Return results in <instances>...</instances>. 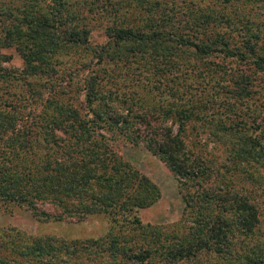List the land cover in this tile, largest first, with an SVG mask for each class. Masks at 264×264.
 Masks as SVG:
<instances>
[{"label": "trees", "instance_id": "trees-1", "mask_svg": "<svg viewBox=\"0 0 264 264\" xmlns=\"http://www.w3.org/2000/svg\"><path fill=\"white\" fill-rule=\"evenodd\" d=\"M32 1L24 3L19 12L10 6L0 8V46H17L24 62L20 71L25 76L32 75L37 71L36 62H45L58 50L70 48L91 53L99 70L92 68L85 78L82 105L55 98L54 89L45 102H39L42 116L31 120L42 127L47 150L44 163L36 169L26 167L19 171L13 167V162L18 163L15 145H22L19 131L27 122L30 105L25 101H0L5 102L4 106L0 104V150L6 148L4 155L0 152V199L26 200L33 214L44 218L51 213L38 209L33 201L53 195L59 196L57 202L63 205L62 212L76 218L97 213L118 215L152 202L160 195L157 186L112 149L111 139L124 137L133 143L142 142L166 164L178 182L184 207L179 232L161 236L159 226L134 217L136 227L150 245L134 250L117 247L115 240L108 246L110 254L120 252L132 264H156L153 256L157 254L163 261L160 264L182 259L202 264L199 254L211 250L232 258L230 264H264V242H254L242 255L234 253L235 232L252 236L259 224L255 201L228 183L224 165L219 166L195 151L185 139L187 125L198 119L202 130L213 126L217 138L229 144L230 154L239 163L264 160V138L260 144L259 135L253 137L243 130V118L227 119L215 114L213 120L208 118L220 94L226 97L219 98L217 106L226 110L227 99H232L228 101L232 106L264 86V49L257 46L258 32L243 37L240 45H232L226 29L201 31L220 21V15L208 9H194L189 24L183 25L189 28L186 33L175 30L174 36L165 37L164 10L171 9L167 7L172 0H135L145 15L138 19L139 25L120 18L121 0L75 1L86 10L85 14L72 10L69 0ZM43 1L45 4L41 5ZM87 13L96 14L103 21L105 42H91ZM181 56L193 59L194 66L177 61ZM218 57L220 62L215 61ZM47 72L42 71L50 76ZM0 73L9 80L6 68L0 67ZM191 75L195 77L188 81ZM222 80L227 83L223 85ZM133 82L147 87L151 94L160 93L161 102L143 104L134 99L132 90L120 91ZM174 82L178 97L171 99ZM198 85L200 89H195ZM181 87H186L185 91H180ZM189 89L193 94L201 91L200 96L208 95L191 98ZM32 107L36 109L35 105ZM261 120L258 125L264 132V119ZM10 148L13 156L8 155L12 153ZM13 157L16 159L12 161ZM109 237L115 239L113 235ZM43 238L28 246L30 251H37L35 264H56L69 259L57 249L71 256L69 250L77 249V245L90 251L96 244L91 238ZM56 241L63 242L64 247L54 246ZM0 264L29 263L0 256Z\"/></svg>", "mask_w": 264, "mask_h": 264}, {"label": "rangeland", "instance_id": "rangeland-1", "mask_svg": "<svg viewBox=\"0 0 264 264\" xmlns=\"http://www.w3.org/2000/svg\"><path fill=\"white\" fill-rule=\"evenodd\" d=\"M75 1L77 0H69L67 3L72 10L85 14L86 10L80 8ZM134 1L121 0L120 18L127 23L139 25L138 19L145 17V15L139 10L140 8ZM28 2L33 3L34 1L0 0V8L10 6L15 9V12H19L25 7L23 6L24 3ZM44 4L45 1L41 5ZM170 7L171 9L164 10V19L166 20L164 24L166 28L165 37L174 36L175 30L179 33H186L189 28H183V25L189 24L190 19L193 17L191 13L194 12V9H208L222 17L219 19L222 24L220 21L212 22L206 29L200 28L201 31L208 33L213 31L222 32L223 29H226L227 31L224 30V32H226L232 45H240L243 37H247L253 32H258L257 46L264 49V0H172L167 8ZM86 16L89 20L88 27L90 29L91 42H105L104 23L101 18L96 14L87 13ZM229 25L233 27L231 30L227 28ZM6 56L9 57L6 58ZM187 59V57L182 56L181 58H176L177 61L187 62L188 66H194L193 59ZM95 61L96 59L92 58L91 53L81 48L61 49L48 56L45 62H36L37 71L32 73V75L25 76V73L20 71L24 62L17 46H0V67L6 68L9 74V80L0 76V101H8L6 103H9V101H13V103L25 101V103L30 105L27 111H31L26 116V124H22L19 131L22 137V145H15L16 153L13 152V148H10L12 153H8V155L13 156L14 153L18 156L17 159L15 157L12 159V161L15 159V161H18L17 165L13 162L15 169L17 168L19 171L26 167L36 169L45 161L43 158L47 146L44 145L42 127H39L40 125L37 126L31 120L32 117L38 119L42 116L40 115L42 109L39 102H45L47 97L51 96V89H54L55 98L61 97L67 103L82 105L84 95L81 92V87L85 78L92 68L94 71L99 70ZM215 61L220 62L221 57H218ZM84 63L86 65L83 66ZM229 63L230 61L227 64ZM46 70H48L47 73L50 76L42 73V71ZM194 77L195 75H191L188 81ZM103 83L105 84L106 81ZM221 83L224 85L227 81L222 80ZM175 87L176 83L174 82L171 90L174 96L172 94L169 95L171 99L178 97L175 94ZM185 88L181 87L180 91H185ZM122 89L120 91H126V93L132 90L134 99H140L143 104L149 103L153 105V103L161 102L160 99L163 97L160 93L151 94L147 87L145 88L142 84L137 85L135 82L132 85L122 86ZM195 89H200L199 85ZM75 90H77V93ZM189 90L187 93L191 94V98L192 95L195 96V99L203 96H200L201 91H196L193 94L192 90ZM205 91L206 89L203 92ZM11 94H13V97H10L12 96ZM207 95H204L203 98ZM218 97L223 99L226 95L220 94ZM219 98L216 99V102L213 103L215 106L209 111V120L214 119L211 118L214 114L216 117L221 116L227 119L240 120L243 118L244 121L240 123L242 129L253 137L254 135L256 137L259 135L258 140L261 144L264 132L260 131L258 123H261V119H264V86L260 87L256 93H251L247 100H243V102H241L242 99L237 100L232 106L228 102L232 99H227L224 104H227L228 108L226 110L217 106ZM163 102L165 101L163 100ZM4 103L1 102L0 104L4 106ZM33 105L36 106L35 110L32 107ZM216 107L217 110H215ZM221 110L225 111L219 114L218 112ZM199 124L200 120L196 119L195 123L187 125L185 130L187 143L195 151L203 153L206 157L218 163L219 166L224 165L225 170L223 168L222 170L226 174L228 183L245 191L255 201L258 208L259 224L254 234L245 236L236 231L233 236L234 253L242 255L247 251L248 246L254 242L261 244L264 242V160L239 163L230 154L231 147L229 144L217 138L213 126H207L202 130L199 128ZM176 129L174 125V131ZM29 135H31V138H28ZM106 135H109V133L107 132ZM111 144L112 149L123 161L129 163L133 169L139 171L157 186L160 193L159 197L150 203L145 202L141 206L123 210L122 214L97 213L84 218H76L62 212L61 207L63 205L57 202L59 196L46 197V200L37 198L33 201L38 209H44L51 213L48 218L34 215L26 200L0 199V256L20 263L35 264V258L38 256L37 251H30L28 246L34 245L38 238L43 241L45 240L44 236L55 235L66 241L88 238L96 240V244L90 248V251L85 248H79L80 245H77V249L69 250L71 251H68L71 256L57 249L56 251L60 255L68 256L69 259L57 261L56 264H132L120 252L116 253L115 256L110 254L108 246L114 244L113 241L115 240L118 241L117 247H131L134 250H137L138 247L150 245L143 237L141 229L136 227V221L133 220L134 217H137L142 223L159 226L162 233L161 236L165 234H170L171 236L180 231L178 229L181 226L180 221L184 202L178 189V182L172 171L156 154L150 152L142 142L133 143L124 137H114L111 139ZM1 151L2 155H4L6 148ZM32 157L35 158L32 159ZM140 191L143 190L141 189ZM55 201L58 204H55ZM110 235L115 236V239L110 238ZM48 243L46 242L45 244ZM56 245L64 247L61 241H56L54 246ZM198 257L201 259L200 262L202 264H230L232 261V258L211 250L199 254ZM153 259L156 264L163 263L159 254L155 255V258L153 256ZM170 264L196 263L182 259Z\"/></svg>", "mask_w": 264, "mask_h": 264}]
</instances>
